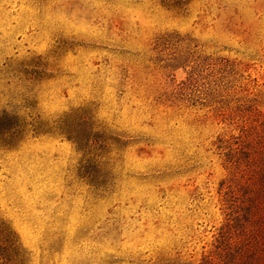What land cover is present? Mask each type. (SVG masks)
Instances as JSON below:
<instances>
[{"label": "rangeland", "instance_id": "1", "mask_svg": "<svg viewBox=\"0 0 264 264\" xmlns=\"http://www.w3.org/2000/svg\"><path fill=\"white\" fill-rule=\"evenodd\" d=\"M233 90L264 96V0H0L2 101L107 142L101 167L56 135L0 149L29 264H200L225 222L207 105Z\"/></svg>", "mask_w": 264, "mask_h": 264}, {"label": "trees", "instance_id": "2", "mask_svg": "<svg viewBox=\"0 0 264 264\" xmlns=\"http://www.w3.org/2000/svg\"><path fill=\"white\" fill-rule=\"evenodd\" d=\"M193 1L160 0L164 7L181 11ZM16 73L23 76L28 71ZM3 95L0 93V149L17 148L28 137L56 135L72 141L94 166H102L107 142L91 117L44 120L23 111L27 106H18L16 99L3 102ZM207 107L213 119L224 126L216 148L226 172L220 183L225 222L216 238V250L200 264H264V96L234 91L216 95ZM0 264H29L19 237L1 217Z\"/></svg>", "mask_w": 264, "mask_h": 264}]
</instances>
